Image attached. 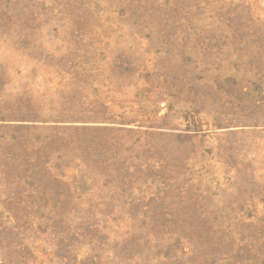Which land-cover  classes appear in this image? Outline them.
Returning a JSON list of instances; mask_svg holds the SVG:
<instances>
[{
  "label": "rangeland",
  "instance_id": "obj_1",
  "mask_svg": "<svg viewBox=\"0 0 264 264\" xmlns=\"http://www.w3.org/2000/svg\"><path fill=\"white\" fill-rule=\"evenodd\" d=\"M0 264H264V0H0Z\"/></svg>",
  "mask_w": 264,
  "mask_h": 264
}]
</instances>
